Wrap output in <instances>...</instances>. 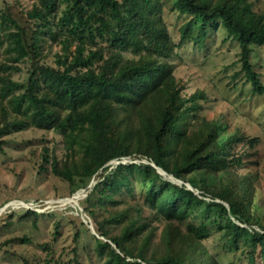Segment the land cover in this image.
Returning <instances> with one entry per match:
<instances>
[{"label": "trees", "instance_id": "trees-1", "mask_svg": "<svg viewBox=\"0 0 264 264\" xmlns=\"http://www.w3.org/2000/svg\"><path fill=\"white\" fill-rule=\"evenodd\" d=\"M173 6L189 16L181 37L197 20L198 40L209 26H222L239 47L252 92L264 95L251 61L257 48L264 50V5L175 0ZM162 7V0H34L24 8L22 25L6 4L0 136L29 126L57 131L63 154L45 152L42 162L72 189L76 180L85 187L100 170L84 209L105 237H96L99 254L106 250L103 264H219L204 243L208 224L225 228L233 246L241 234L250 264H264V224L254 213L264 185L259 191L258 176L240 171L252 163L254 139L199 113L204 93H186L174 74L176 44ZM51 45L49 64L42 49ZM21 61L29 63L27 77L17 80L11 72ZM124 156L139 160L108 168Z\"/></svg>", "mask_w": 264, "mask_h": 264}, {"label": "rangeland", "instance_id": "rangeland-1", "mask_svg": "<svg viewBox=\"0 0 264 264\" xmlns=\"http://www.w3.org/2000/svg\"><path fill=\"white\" fill-rule=\"evenodd\" d=\"M33 1L0 0V31L6 29L1 22V14L7 12L6 4L14 8L12 18L23 25L24 8ZM174 1L162 0L168 33L176 44L171 58L174 74L184 83L186 93L195 89L203 91L205 97L199 100L202 105L199 113L220 118L228 129H239L245 138L254 139L249 158L252 163L240 171L245 174L249 169L256 174V188L260 191L264 185V95L252 92L238 61L239 47L222 26H209L204 38L198 40L200 20H197L190 33L181 37L180 28L189 16L179 12L173 6ZM256 4L263 6L264 0H256ZM3 47L0 44V59ZM55 48L45 46L42 61L54 63ZM251 61L264 81V50L257 48ZM28 64L21 61V69L12 71L11 76L24 80ZM0 138L4 139L0 143V264H103L106 250L99 254L96 237H105L98 234L92 217L84 209L87 204L84 197L99 180L100 170L89 178L85 187L76 180L73 190L67 181L50 171L48 162H42L45 152H54L58 158L63 154L57 131L29 126ZM120 160L138 161L139 158L111 159L108 168ZM141 160L148 162L145 158ZM163 177L175 180L166 172ZM135 193L142 200V195ZM209 201L206 196L205 203ZM254 213L264 224V195L256 198ZM187 221H182L181 226L185 228ZM208 225L204 243L219 264H250V248L241 234L233 246L224 233L225 228Z\"/></svg>", "mask_w": 264, "mask_h": 264}, {"label": "water", "instance_id": "water-1", "mask_svg": "<svg viewBox=\"0 0 264 264\" xmlns=\"http://www.w3.org/2000/svg\"><path fill=\"white\" fill-rule=\"evenodd\" d=\"M152 165L153 166H155V164L154 163H152ZM156 169H157V171L160 173V174H164L165 172L163 171V170H161L159 167H156ZM172 176V175H171ZM173 177V176H172ZM177 182H181V180H176ZM186 185L188 186V187H191L190 185H189V183H186Z\"/></svg>", "mask_w": 264, "mask_h": 264}, {"label": "bare ground", "instance_id": "bare-ground-1", "mask_svg": "<svg viewBox=\"0 0 264 264\" xmlns=\"http://www.w3.org/2000/svg\"><path fill=\"white\" fill-rule=\"evenodd\" d=\"M73 198H77L76 196H74Z\"/></svg>", "mask_w": 264, "mask_h": 264}]
</instances>
